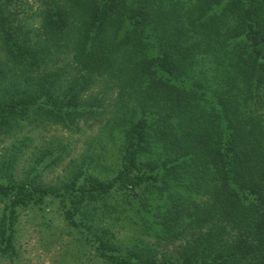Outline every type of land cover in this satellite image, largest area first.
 Masks as SVG:
<instances>
[{
  "label": "trees",
  "instance_id": "obj_1",
  "mask_svg": "<svg viewBox=\"0 0 264 264\" xmlns=\"http://www.w3.org/2000/svg\"><path fill=\"white\" fill-rule=\"evenodd\" d=\"M47 3L36 43L0 8L2 50L26 68L74 39L67 67L42 71L31 92L0 93V132L35 114L72 128L100 112L81 95L105 81L117 89L103 128L116 129L119 160L107 179L79 167L56 185L0 180L1 253H15L22 209L53 204L104 264H264V0ZM128 209L154 241L123 244L101 225Z\"/></svg>",
  "mask_w": 264,
  "mask_h": 264
},
{
  "label": "rangeland",
  "instance_id": "obj_2",
  "mask_svg": "<svg viewBox=\"0 0 264 264\" xmlns=\"http://www.w3.org/2000/svg\"><path fill=\"white\" fill-rule=\"evenodd\" d=\"M47 4V0H10L0 8L10 13L9 27L16 32V36L27 37L30 42L36 43L43 39L39 31L40 12ZM71 41L73 43L74 39L71 38ZM1 42L0 39V72L3 76L0 93L5 88L8 91L12 89L13 96L18 95L17 90L31 92L42 71L67 67L66 63L72 57V54L68 55L71 43L61 47L62 51L49 54L50 59L45 65L36 69L26 68L7 57ZM59 44L65 45L62 41ZM65 75L70 76L69 73ZM107 84L111 85L97 81L82 92L84 102L99 99L100 105L96 110L100 112L76 119L72 128L35 114L15 124L13 130L0 132V180L6 176L16 180L28 177L37 183L56 185L67 180L79 167L102 179L110 178L119 160V141L116 129L110 133L103 128L105 120L112 116L117 101L116 87ZM109 203L118 204V210L125 206L120 199L110 200ZM2 205L0 202V210ZM119 216L117 220L104 217L101 225L112 229L123 244L128 245L136 237H142L137 225L131 221V218L136 219L131 210L119 213ZM15 228V253L9 257L0 251V264H104L86 243L81 231L67 225L56 205L22 209ZM83 232L94 236L87 228ZM143 237L149 241L155 239L150 235ZM177 242H162L158 248L160 252L168 253Z\"/></svg>",
  "mask_w": 264,
  "mask_h": 264
}]
</instances>
